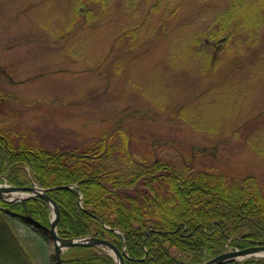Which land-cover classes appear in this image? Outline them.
<instances>
[{
  "label": "rangeland",
  "instance_id": "rangeland-1",
  "mask_svg": "<svg viewBox=\"0 0 264 264\" xmlns=\"http://www.w3.org/2000/svg\"><path fill=\"white\" fill-rule=\"evenodd\" d=\"M175 3L0 0L2 120L50 150L90 145L119 126L134 132L137 155L155 152L179 168L192 158L217 172L255 174L264 186V156L243 139L262 121L264 57L261 69L241 59L239 70L212 71L205 58L232 54L199 34L226 0ZM181 109L189 121L175 116Z\"/></svg>",
  "mask_w": 264,
  "mask_h": 264
},
{
  "label": "trees",
  "instance_id": "trees-1",
  "mask_svg": "<svg viewBox=\"0 0 264 264\" xmlns=\"http://www.w3.org/2000/svg\"><path fill=\"white\" fill-rule=\"evenodd\" d=\"M175 1L179 0L157 3L168 8ZM199 36L208 40L213 51L232 54L219 59L203 56L212 71L231 64L236 71L245 60L258 62L261 69L264 0H226ZM225 76L235 75L226 70ZM224 83L221 89L233 85ZM8 97L0 91V175L13 185L49 189L60 207L61 237L108 238L121 250L125 247L126 264H202L227 247L264 245V186L257 175L217 172L198 166L192 158L183 160L179 168L155 152L137 155L131 144L134 132L119 126L101 132L87 146L46 149L28 131L11 129L2 120ZM175 116L189 121L184 109ZM258 118L262 119L259 127L243 139L264 156V111ZM50 220V208L40 197L17 202L0 198V264H116L104 249L92 246L69 248L57 260L49 254ZM20 226L27 232L18 233ZM223 264H264V258Z\"/></svg>",
  "mask_w": 264,
  "mask_h": 264
},
{
  "label": "water",
  "instance_id": "water-1",
  "mask_svg": "<svg viewBox=\"0 0 264 264\" xmlns=\"http://www.w3.org/2000/svg\"><path fill=\"white\" fill-rule=\"evenodd\" d=\"M2 176L0 175V180ZM74 186V185H73ZM70 185H61L51 188L60 189V188H69ZM47 188H42L37 185L33 186H15L9 184H1L0 183V197L6 201H23L31 196H38L43 198L52 212L51 226L49 228L50 237L53 240V249L52 252L55 254L57 258L60 257V254L64 249H68L74 246H94L101 247L110 252V254L114 257L116 264H126L124 260L125 250H121L117 247L115 243H113L109 239L96 237V236H86L81 238H63L58 234L57 226L60 217V208L55 199H53L48 194ZM13 194H19L14 197ZM115 231L120 233V230L115 229ZM264 257V246H251L243 249H234L225 251L217 256H214L203 264H222L229 261L241 260L246 257Z\"/></svg>",
  "mask_w": 264,
  "mask_h": 264
},
{
  "label": "bare ground",
  "instance_id": "bare-ground-1",
  "mask_svg": "<svg viewBox=\"0 0 264 264\" xmlns=\"http://www.w3.org/2000/svg\"><path fill=\"white\" fill-rule=\"evenodd\" d=\"M14 195V194H13ZM16 195V194H15ZM104 226L106 227V228H108V229H110V227L108 226V225H106V224H104ZM114 232H116L115 231V228L114 229H112ZM117 233H119V232H117ZM120 234H122L123 235V233H120ZM123 238H124V240H125V236L123 235ZM219 255V254H218ZM215 256H217V255H215Z\"/></svg>",
  "mask_w": 264,
  "mask_h": 264
}]
</instances>
